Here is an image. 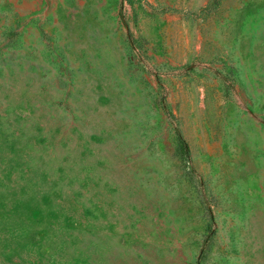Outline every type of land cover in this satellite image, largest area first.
Instances as JSON below:
<instances>
[{
	"label": "rangeland",
	"instance_id": "374dc122",
	"mask_svg": "<svg viewBox=\"0 0 264 264\" xmlns=\"http://www.w3.org/2000/svg\"><path fill=\"white\" fill-rule=\"evenodd\" d=\"M0 264H264V0H0Z\"/></svg>",
	"mask_w": 264,
	"mask_h": 264
}]
</instances>
